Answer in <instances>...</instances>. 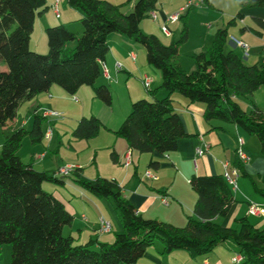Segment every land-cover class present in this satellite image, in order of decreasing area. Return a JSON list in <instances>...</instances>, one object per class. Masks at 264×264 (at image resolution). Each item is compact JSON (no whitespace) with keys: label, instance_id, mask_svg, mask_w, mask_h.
Segmentation results:
<instances>
[{"label":"trees","instance_id":"16d2710c","mask_svg":"<svg viewBox=\"0 0 264 264\" xmlns=\"http://www.w3.org/2000/svg\"><path fill=\"white\" fill-rule=\"evenodd\" d=\"M133 1V9L124 13L122 5L109 0H68L71 7L82 11L83 30L78 33L65 23L46 27L48 51L42 54L32 49L31 34L37 16L49 7L47 0H0V65L7 66L0 69V128L4 136L0 153V255L1 247L10 244L9 264H135L158 240L164 252L185 249L193 257L207 256L229 241L243 256L237 264H264V227H256L247 217L238 218L236 228L217 221L228 215L236 199L224 174L192 176L191 186L197 193L195 216L189 215L184 226H177L141 214L116 179L101 175L89 179L84 168L76 167L69 177L91 194L110 199L124 227L113 242L91 239L78 243L64 233L74 215L63 200L43 187L45 182L63 185L66 176H60L58 171L38 170L18 153L27 136L33 144L43 141L46 116L37 108L32 113L30 129L21 123L9 126V122L18 117L23 103L49 91L53 84L71 95L81 86L90 85L98 98L112 103L111 88L96 83L109 52V37L117 33L143 45L147 62L162 75L160 87L149 90L153 100H134L131 111L114 131L127 141L130 150L168 154L177 149L181 138L190 135L173 104L172 93L178 92L190 103H203L208 122H232L256 136L264 156V109L252 102L247 111L238 100L251 98L264 87V64H248L234 49L226 51L229 26L245 17L244 10L264 7V0H235L242 11L228 25L217 29L211 47L193 54L196 68L191 72L178 61L181 45L188 39L186 21L180 37L165 44L157 35L141 29V22L158 9L159 0L127 3ZM257 21L264 27V18ZM158 89L166 90L167 95L157 97ZM103 127L99 117L83 116L72 136L90 140ZM111 158L119 162L115 150ZM159 166V160H150L149 167ZM234 166L264 197V174L259 185L238 154Z\"/></svg>","mask_w":264,"mask_h":264},{"label":"crops","instance_id":"0c3cea01","mask_svg":"<svg viewBox=\"0 0 264 264\" xmlns=\"http://www.w3.org/2000/svg\"><path fill=\"white\" fill-rule=\"evenodd\" d=\"M54 1L55 0H47V5L49 7L43 13L39 14L35 21L34 28L31 34V47L35 51L45 52V50L48 49V44H45L43 42L42 37H44L46 27L50 25L65 23L71 30L78 33L83 30V25L81 26L80 24V18L83 15L82 11L71 7L68 3V0H59L58 7L60 16H57L52 9ZM113 3L115 2L113 1ZM134 3L135 1L129 4V7L131 8L130 10L133 9ZM183 8L184 7L181 6V9ZM157 12L159 15L157 22H159L160 26H162L163 24L166 25L168 22H177L169 21L166 17L167 15L165 11L160 10L159 6ZM253 13V18L257 23V18H264V11ZM242 20L245 22L244 18ZM37 23L41 33V37L39 38V40L37 39L36 41H34L33 36ZM258 25L261 26L259 23ZM141 29L146 32L145 27H143V21L141 22ZM242 29L243 30L240 35H238L236 32H232V35L239 36L240 39L238 40L248 42V34L246 31H251L255 32L261 38V42H258L256 44L249 42L251 43V46L249 45L248 54H246L243 47L237 44L241 49V54L238 52L237 53L240 56L244 55V57H248L249 61L247 60L248 58L245 59L242 56L248 64H264L263 31H260L255 26H251L249 24ZM159 36H162L165 41L170 38H172V40H175L174 33H171V35L168 36L163 32L162 34H159ZM214 37L215 34L212 37L213 40ZM159 38L163 43L165 42L161 37ZM138 44L139 43H136L125 35L117 33L111 34L109 37V52L105 58V61L101 65L103 66L104 64L107 67L110 78L102 74L105 78H99L96 83L97 85L108 84L107 81L109 83L112 81L115 82L116 78L117 80L120 79L121 81L123 77L121 75V71L128 74L129 82L132 80V77H136V75L138 74L139 81L145 89L138 83V81L134 80L136 86L130 87L129 98H127L126 100V106L128 105L126 113L131 107V104L134 100L145 96H147L146 98L148 99H153L154 96L151 95L149 90L153 89V86L154 89L159 88L162 83V75L157 72V70L145 63L144 54L142 53V50H140ZM40 45L41 49H39ZM45 46L46 49L44 50ZM207 48L204 47V49ZM230 49L234 48L229 47V50ZM136 52H139V54L142 55L140 62H138L139 55ZM132 55H134L135 58ZM178 61L186 71H193L196 68V64L189 61L188 66L193 65V67H189V69L188 66L185 65L183 59H181L180 55L178 57ZM118 65H120V68L118 67ZM146 75L149 77L151 76L150 78L152 79V82L148 88L145 87L143 83V79ZM109 87L111 88V86ZM255 92L256 94L251 96V98L245 97L248 99L246 100L247 104H249L247 105V108L249 107L248 109H251L253 102L257 104L261 109H264V88L260 87ZM166 95L167 92L164 89H158L156 92L157 97H164ZM74 97L77 100L79 98L82 101V106L78 105L81 106L82 109L79 115H71L72 113H70L68 109V105L70 103H73L72 99ZM95 97L97 96H95L94 88L90 85L81 86L76 94L71 95L60 85L53 84L49 91L43 92L37 97L25 102H28L27 117L30 118L29 120L23 119L19 113L18 117L15 120L9 122V126H17L20 123L25 127H27L30 123L32 126V113L37 108H39V112L41 114H43L45 110L54 112L58 111L61 112L63 116H65L67 113L74 129L78 121L83 116L88 117L91 115H95L99 117L100 114L96 113L93 107L92 109H90V113H86L85 102H87L88 98H91V100H93L91 102L92 106H94V104L99 106V104L96 103ZM172 98L174 107L179 113L186 131L190 135L181 138L178 142L177 149L168 154H159L157 152L153 154L140 153L136 150H130L129 145L124 138V140H117L115 145L116 149H113L118 154L119 162L117 163L112 160L113 163L120 164L121 162V165L125 166L126 153L130 150L132 153V163L129 166L125 167H133L134 171H129L125 175L118 174L111 175L112 177H108L109 175L106 176L107 178L116 179L123 186L125 196L145 217L156 218L175 224L177 226H184L187 223L189 215L195 216L194 207L197 200V193L191 186V178L194 174L205 175L224 174L225 171L232 172V170L236 168L234 166V160L236 158L237 149L239 147V139L241 138L244 141V148L247 150L251 157L248 162H244L245 169L252 177H258V183L259 185H262L261 175L264 173V156L262 155L261 150L259 152V147L261 149L259 140H257L255 136L247 134L237 124L220 119H213L208 122L204 117L205 105L203 103H190L187 97L178 92L172 93ZM241 98L242 97H238V100L240 101ZM126 113L123 112L122 114L121 112L118 120H121V118H123L124 114ZM62 114H60L59 116H62ZM53 116L54 115L47 116L46 120H48V118H52ZM100 117L102 116L100 115ZM54 120L56 121V119ZM103 120L106 122V119ZM47 122L48 126L46 127V131L53 126L52 120H48ZM120 125L117 128H119ZM117 128L115 127V129H111L110 127H108L106 129L112 131L116 130ZM43 132L45 134L44 129ZM54 133L55 130L53 129V135ZM53 135L52 137H54ZM205 144L208 145V149H205V152L203 154H199L197 152V149L199 147L205 148ZM33 147L35 149V146ZM22 148L23 147L21 146L18 152L20 157L26 163L32 162L35 168H41L39 170L46 171H58L61 168V166H58L57 169H53L56 165L50 166L47 165L46 162H42L41 160H44L46 158V154L44 152L38 155V158H40V160H37L36 153L34 151H32L30 155L26 157L25 154L22 153ZM122 157L123 159H121ZM152 158L160 161V166L158 169L149 167V163ZM140 161H144L146 163V171H153V173L157 176L156 179L146 177V171H139ZM52 163H54V161H52ZM77 167L81 166L77 165ZM131 172H133L132 174H134L132 175V178L130 177ZM101 176L106 177L105 175ZM68 177L69 176L65 177V184L63 185L51 182H45L43 184V187L46 190L53 191L61 200H63L68 210L74 215L72 223L64 228V232L65 230H67V235L73 236L78 243H86L91 239H95L99 242H113L116 234L122 232L124 227L122 220L111 200L108 198L97 197L91 194L80 185H78L73 179V183L69 182L67 180ZM240 177L241 175L237 177L238 189L236 191L233 190L236 199L231 208H247L248 213L246 214V217H249V219L251 217H254V219H250V222L253 223L256 227L262 228L264 227V215L256 216L249 214V206L251 203H256L264 206V197H262L256 191L252 192L245 180H241ZM101 218H104L105 220L110 222V231H100L99 221ZM217 221L223 225L228 224L222 223L220 218H217ZM163 248V243L158 240L154 245L147 248L145 254L140 259H138L135 264H205L206 261H208L210 264H236L233 261V258L238 254L235 244L229 241L220 244L212 253L202 257H193L189 253V251L185 249H175L171 252H164Z\"/></svg>","mask_w":264,"mask_h":264},{"label":"rangeland","instance_id":"374dc122","mask_svg":"<svg viewBox=\"0 0 264 264\" xmlns=\"http://www.w3.org/2000/svg\"><path fill=\"white\" fill-rule=\"evenodd\" d=\"M111 2L118 3V5H122L121 10L123 12L129 13L131 8L129 7L130 3H127V0H109ZM212 3V5L210 3ZM123 3V4H122ZM162 4V5H161ZM158 6L160 10H164L166 13V17L168 18L171 14L179 12L180 19L176 23H170L168 22L166 24L168 30L171 33H174L175 40H177L182 32V29L184 27V23L186 21V24L188 26V39L186 42H184L181 45L180 48V57L185 62V65L188 66L189 61L195 63L193 54L195 52H198L202 49L209 48L213 44V36L216 33L217 29L223 26L228 25V22L234 18L238 12H241L242 9L237 4L235 0H159ZM181 6L184 8L181 9ZM255 10V11H254ZM263 12L264 7H255L246 9L243 12L245 13L244 20L237 19V23L229 26V41L228 46H226V51L229 50V47L234 48V50L241 54V49L238 47L236 40L240 39L239 36L232 35V32H236L238 35L241 34L242 28H244L246 25L255 26L258 30L263 31L264 33V27H261L258 25V23L253 18V12ZM81 26L82 23L80 22ZM143 27H145L146 34H155L158 35L162 34V28L159 25V22L154 21L152 18L148 17L143 20ZM248 34V45L251 46V43H258L261 42V38L255 33L251 31H246ZM41 37V33L38 27V23L35 26L34 36L33 40L36 41L37 39ZM162 38V36H159ZM43 42L47 43V35L46 32L44 34ZM163 39V38H162ZM165 41V39H163ZM167 41V42H166ZM165 44L172 43V38L166 40ZM251 42V43H249ZM72 46L75 45V42L71 43ZM140 50H142V53L144 54L145 63L157 70L161 74V71L156 68L154 65L149 64L146 59V49L143 45L138 44ZM41 49V45L39 47ZM46 49V46L44 47V50ZM48 51L45 50V52H38L42 54H46ZM139 55L138 62H140L142 55L139 54V52H136ZM244 57V55H242ZM247 59L246 57H244ZM249 61V58L247 59ZM193 67V65L188 66ZM7 66L2 64L0 65V69H6ZM190 69V68H189ZM191 71V70H188ZM122 80L120 79L112 82L107 81V85L111 86L112 90V104L108 105L106 102L102 101L101 99H96V103L99 104V106L95 105L92 106L91 98L87 99L86 103V113H90V109L95 110L96 113L100 114L102 117H99L103 120L106 119V122L103 120L105 127L101 129L98 136L91 140H76L72 136V129L73 124L71 120L68 118V114L66 113L65 116L61 112H58L62 114V116H53L52 118H48V120L53 121L52 128L55 130L54 137L47 138L45 137L44 140L39 144H32L30 138L27 136L24 138V142L22 143V153L25 154L26 157L30 155L32 151L36 153V159L40 160L38 158V155L41 153L46 154V158L41 160L42 162H46L47 165L55 166L53 169H57L58 166L65 167V166H74V168L78 166L84 167V174L89 179H94L98 175H109L108 177H112L111 175H125L129 171H134L133 167L126 168L124 165L120 164H114L111 158V152L112 150L116 149V141L117 140H124L122 137H118L114 131H116L118 126L122 124V122L127 117L128 113L131 111V107L126 113V103L127 98H129V91L130 87L136 86L135 81H138V83L141 84L139 81V75L137 74L136 77H132V80L129 82L128 74L121 71ZM151 77V76H150ZM103 77V75L100 77ZM138 79V80H137ZM107 80V79H105ZM114 82V83H113ZM116 87V89H115ZM144 88V86H143ZM154 89V86L152 87ZM264 88V87H263ZM145 89V88H144ZM256 94V92L254 93ZM96 96V95H95ZM77 97V96H76ZM147 97V96H145ZM150 97V96H149ZM153 100V99H150ZM248 100L245 97H242L240 100V103L242 106L246 109L247 108V102ZM73 103H70L68 105L69 112L72 113L71 115H79L81 113V104L82 101L78 98V100L74 97L72 99ZM28 103V102H27ZM23 104L20 109L19 113L22 116L23 119L29 120L30 118L27 117L28 115V104ZM81 105V106H78ZM77 106V107H76ZM248 109L247 111H249ZM125 112L123 118L121 120L119 119L120 113ZM44 115V114H43ZM45 116V115H44ZM56 119V121L54 120ZM48 120H45L43 129L46 131V127L48 126ZM120 121V122H119ZM27 127H31V123L28 124ZM110 127L112 130L109 131L108 128ZM30 129V128H29ZM114 132V133H113ZM256 137V136H255ZM257 138V137H256ZM258 140V138H257ZM4 141V136L2 132V128H0V153L2 150V144ZM35 146V149L34 147ZM114 148V149H113ZM255 150V148H254ZM259 147V152H260ZM123 159V157L121 158ZM54 161V163H52ZM122 161V160H121ZM43 163V165H44ZM37 169V168H36ZM41 169V168H39ZM38 169V170H39ZM129 169V170H127ZM147 170V165L144 161L139 162V171L144 172ZM131 172L130 177L132 178ZM264 174V173H263ZM107 177V176H106ZM129 177V178H130ZM241 180H245V182L248 184L249 188L252 192H254V186L251 182V180L247 177L241 176ZM256 181H258V177L255 178ZM67 180L71 183H73L72 178H67ZM47 184V183H46ZM237 204V203H236ZM247 206V205H246ZM233 207L231 208L230 212L225 217H220V220L222 223H228L226 226L230 227H238V218L246 217V214L248 213L247 208H239ZM194 216V215H193ZM249 219V217H248ZM251 220L254 219V217L250 218ZM249 219V220H250ZM67 235V230L64 232ZM1 255H0V264H9L11 260V245L10 244H4L1 247Z\"/></svg>","mask_w":264,"mask_h":264},{"label":"built area","instance_id":"2783aa9c","mask_svg":"<svg viewBox=\"0 0 264 264\" xmlns=\"http://www.w3.org/2000/svg\"><path fill=\"white\" fill-rule=\"evenodd\" d=\"M59 0H55L54 1V4L52 5V9L54 10V12L56 13L57 16H60V13H59ZM158 12L157 10H152L150 12V18H152L154 21H157L158 20ZM180 19V14L179 12L177 13H173L171 14L169 17H168V20L169 21H173V22H176ZM163 32L170 36L171 35V32L168 30L167 26L165 24H163L161 26ZM237 41V44L241 47H243L245 49V52L246 54H248L249 52V45L247 43H245L244 41L242 40H236ZM134 58L135 56L132 55ZM118 67L120 68V65H118ZM102 74H104L106 77L110 78V74L108 72V69L107 67L103 64L102 66ZM152 82V79L149 77V76H145L144 79H143V83L145 85V87H149L150 84ZM43 114L47 117V116H50V115H54V116H59L60 113L58 112H54V111H44ZM53 135V128L50 127L47 132L45 133V136L47 138H51ZM244 144V141L240 138L239 139V147L237 149V154L239 156V158L243 161V162H248L250 160V154L247 152V150L244 148L243 146ZM205 149H208V145L205 144V148H202V147H199L197 149V152L199 154H203L205 152ZM132 163V153L131 151L129 150L127 153H126V162H125V166H129L130 164ZM74 166H65V167H61L59 170H58V174L59 175H62V176H69L73 170H74ZM145 176L148 177V178H152V179H156L157 176L153 173V171L151 170H148L146 171L145 173ZM224 176L225 178L227 179V181L230 183L232 189L234 191H236L238 189V184H237V177L239 176V171L237 168H234L232 170V172H228V171H225L224 173ZM249 214L251 215H264V206L262 205H259V204H256V203H251L250 206H249ZM99 226H100V231L101 232H108L110 231L111 229V224L109 221L105 220L104 218H101L100 221H99ZM233 261L237 264V263H240L243 261V256L241 254H237L234 256L233 258ZM205 264H210L208 261L205 262Z\"/></svg>","mask_w":264,"mask_h":264}]
</instances>
